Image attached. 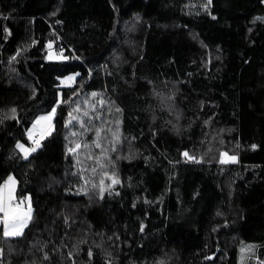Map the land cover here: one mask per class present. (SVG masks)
I'll return each instance as SVG.
<instances>
[{
	"label": "trees",
	"instance_id": "obj_1",
	"mask_svg": "<svg viewBox=\"0 0 264 264\" xmlns=\"http://www.w3.org/2000/svg\"><path fill=\"white\" fill-rule=\"evenodd\" d=\"M52 40L67 61H47ZM11 174L33 215L0 228V264H213L214 242L224 261L254 242L264 264V0H0Z\"/></svg>",
	"mask_w": 264,
	"mask_h": 264
},
{
	"label": "rangeland",
	"instance_id": "obj_2",
	"mask_svg": "<svg viewBox=\"0 0 264 264\" xmlns=\"http://www.w3.org/2000/svg\"><path fill=\"white\" fill-rule=\"evenodd\" d=\"M56 46H57V44H56ZM77 75H78L77 72H73V73H70L64 77H60V79H59L60 86L65 87V86L72 85L74 83V81L76 80ZM161 97H162L163 101L164 100H171L172 99L171 98L172 93L168 94L166 92H161ZM60 101H61V91L59 94L58 104L60 103ZM58 104H56L50 111L42 113L38 117H36V119L33 121V123L30 125V127L27 130V141H20L18 143V149L20 150V152L24 156L30 155V153L32 152V149H36L37 147H39L41 141L44 138H46L52 132L53 121H54L56 113H57ZM53 109H55L54 112H53ZM42 117H47V119H41ZM37 136L39 138L40 143L35 144L34 140ZM224 153H227V155L229 157H235L234 161L230 160L229 162H237L238 156L236 154H230L228 152H222V154H224ZM222 154L220 156V161L227 158V157H224ZM229 162H227V163H229ZM9 177L12 178L11 181H9ZM5 182H7L9 188L13 187L14 192H15V196H14L15 198L14 199H17L18 198L17 193H16V191H17V180H16L15 176L13 174L9 175L6 178ZM24 200H25V206H22L20 203H17L15 205H18V207L25 212H27L29 210V207H30V213H29L30 219L28 220V223H27V226H28L30 221H31L32 215H33V206H32V202H31L30 197H26V198H24ZM26 227L23 228L22 233L24 232ZM218 246H222V244H220ZM218 246H217V243L214 242L213 246L211 248L210 259H211V262L213 264H247L248 261H250V262L254 261V263H256L258 260L257 255H256L257 244L254 242H242L240 245L236 246L234 249L228 251L226 261H224L221 257L222 254L226 253V252Z\"/></svg>",
	"mask_w": 264,
	"mask_h": 264
},
{
	"label": "snow or ice",
	"instance_id": "obj_3",
	"mask_svg": "<svg viewBox=\"0 0 264 264\" xmlns=\"http://www.w3.org/2000/svg\"><path fill=\"white\" fill-rule=\"evenodd\" d=\"M12 111L15 112V109H13ZM54 111L55 109H53V112ZM41 119H47V117H42ZM97 147H99V145H97ZM78 148H80L79 144H77L75 148H69L68 151L75 152ZM32 151H35V149H32ZM184 155L187 156L188 154L185 153ZM222 155L224 157H227L226 159H223L221 161L222 163H227L230 160H235V157H229L227 153H224ZM189 158L191 159V157ZM11 180L12 178L9 177V181ZM113 183H119V181L114 179ZM5 187H7V185H5ZM0 213H3V215L0 216V223L3 224V235L5 237L20 236L22 234L23 228L27 226L28 220L30 219V207L29 210L25 212L21 210L18 205H14L12 203L10 188H8L7 196L4 195V189L0 188Z\"/></svg>",
	"mask_w": 264,
	"mask_h": 264
},
{
	"label": "water",
	"instance_id": "obj_4",
	"mask_svg": "<svg viewBox=\"0 0 264 264\" xmlns=\"http://www.w3.org/2000/svg\"><path fill=\"white\" fill-rule=\"evenodd\" d=\"M47 61L50 62H63V61H67V57L61 53L58 52V50L55 48L56 47V42L54 40L49 41V43L47 44ZM22 206L25 205V203H20ZM2 227V223H0V228Z\"/></svg>",
	"mask_w": 264,
	"mask_h": 264
},
{
	"label": "crops",
	"instance_id": "obj_5",
	"mask_svg": "<svg viewBox=\"0 0 264 264\" xmlns=\"http://www.w3.org/2000/svg\"><path fill=\"white\" fill-rule=\"evenodd\" d=\"M5 185H7V187H5ZM0 188H3L4 189V195L5 196H7L8 195V184H7V182H4V183H2L1 185H0ZM10 189H11V195H12V203H14V201L16 200V199H14L15 197V192H14V189H13V187H10ZM14 205H15V203H14ZM3 215V213H0V216H2ZM2 226H3V224H2Z\"/></svg>",
	"mask_w": 264,
	"mask_h": 264
},
{
	"label": "built area",
	"instance_id": "obj_6",
	"mask_svg": "<svg viewBox=\"0 0 264 264\" xmlns=\"http://www.w3.org/2000/svg\"><path fill=\"white\" fill-rule=\"evenodd\" d=\"M56 49L58 50V52L60 53L61 51H62V49H63V45L62 44H60V45H58V47H56ZM39 141V138H38V136L35 138V140H34V142L35 143H37ZM14 203L15 204H17V203H20V200H15L14 201ZM0 252H1V249H0Z\"/></svg>",
	"mask_w": 264,
	"mask_h": 264
}]
</instances>
